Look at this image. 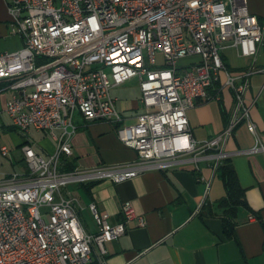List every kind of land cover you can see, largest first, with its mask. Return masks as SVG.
I'll return each mask as SVG.
<instances>
[{"label":"built area","instance_id":"built-area-1","mask_svg":"<svg viewBox=\"0 0 264 264\" xmlns=\"http://www.w3.org/2000/svg\"><path fill=\"white\" fill-rule=\"evenodd\" d=\"M7 5L12 31L23 44L0 52V93L9 92L1 111L23 135L30 127L49 130L56 148L44 156L26 139L20 145L22 170L0 176V264L103 262L106 242L122 235L130 221L146 223L129 201L114 222L90 201L96 230L86 231L69 183L118 182L186 160L198 168L205 157L215 170L232 154L225 143L240 124L255 135L248 151L264 152L245 101L250 75L264 73V14L260 20L249 0H8ZM226 47L250 64L231 69ZM134 77L143 111L129 122L111 88ZM223 88L234 97L225 127L195 139L187 110L198 99H219ZM75 111L86 121L115 124L118 139L137 157L62 169L61 157L72 154Z\"/></svg>","mask_w":264,"mask_h":264},{"label":"crops","instance_id":"crops-1","mask_svg":"<svg viewBox=\"0 0 264 264\" xmlns=\"http://www.w3.org/2000/svg\"><path fill=\"white\" fill-rule=\"evenodd\" d=\"M7 1L0 0V52L11 51L6 48L9 39L17 37L18 48L23 44L12 31ZM249 6L253 12L264 14L252 0ZM218 93L219 99H198L187 110L195 139H208L225 127L234 97L228 88ZM4 94L0 93L2 107L8 97ZM111 94L126 121H133L143 111L138 78L112 87ZM245 101L250 104L251 118L264 141V74L250 75ZM73 120L76 129L69 138L72 154L63 157L74 167L116 164L137 157L134 149L118 139L115 124L86 121L79 111L74 112ZM28 131L33 133L30 140L37 152L46 156L55 150L56 141L49 130L30 127ZM254 143L255 135L245 124L238 125L225 143V149L232 152L230 157L249 205L240 206L232 217L234 233L229 237L223 228V209L217 204L225 188L212 168L211 157L200 160L198 168L186 160L118 182L102 178L86 185L69 183L66 188L77 198L80 220L88 232L96 230L87 208L90 201L107 211L113 222L121 220L122 204L129 201L146 221L144 225L130 221L122 235L106 242L104 261L91 264H264V152L248 151ZM21 158L18 162L22 163Z\"/></svg>","mask_w":264,"mask_h":264},{"label":"rangeland","instance_id":"rangeland-1","mask_svg":"<svg viewBox=\"0 0 264 264\" xmlns=\"http://www.w3.org/2000/svg\"><path fill=\"white\" fill-rule=\"evenodd\" d=\"M252 2L256 4L258 9L264 12V0H252ZM7 44H9L6 47L7 50L18 48L16 46V44H18L17 37L9 39L7 41ZM224 56L225 62L230 65L232 69H235L239 66H247L250 64L247 58L238 55L235 50L230 48L224 50ZM156 58L159 63L162 62V53L157 51ZM256 73L258 72L252 73V75ZM4 93V95H6L7 93L9 95V92L7 90L4 91ZM1 107L2 106L0 103V176L3 173H11L13 171L20 172L22 170L23 162H18V159L22 157L20 145L24 140L30 139L33 135V133L31 135L29 131L26 133V135L21 134L15 127L12 126L10 117L1 111ZM2 149H5L8 153L6 155L3 154ZM68 186H70V184H68Z\"/></svg>","mask_w":264,"mask_h":264},{"label":"trees","instance_id":"trees-1","mask_svg":"<svg viewBox=\"0 0 264 264\" xmlns=\"http://www.w3.org/2000/svg\"><path fill=\"white\" fill-rule=\"evenodd\" d=\"M257 15L261 20L262 14L257 13ZM61 158V161L63 163L62 169L71 170L74 168V165L72 164L71 160H68L66 157L63 156ZM215 172L222 179L225 188V194L218 199L217 204L223 209V228L226 236L229 237L234 233L232 217L236 214L240 206L249 207V205L245 197V188L240 184L236 169L230 156L225 157L220 161V163L215 169ZM93 182L94 180L85 182V185Z\"/></svg>","mask_w":264,"mask_h":264}]
</instances>
